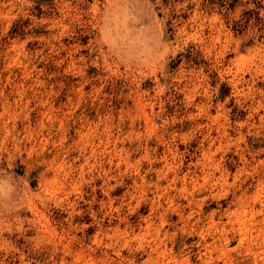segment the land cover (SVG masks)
Returning <instances> with one entry per match:
<instances>
[{
	"label": "clouds",
	"instance_id": "1",
	"mask_svg": "<svg viewBox=\"0 0 264 264\" xmlns=\"http://www.w3.org/2000/svg\"><path fill=\"white\" fill-rule=\"evenodd\" d=\"M0 264H264V0H0Z\"/></svg>",
	"mask_w": 264,
	"mask_h": 264
}]
</instances>
